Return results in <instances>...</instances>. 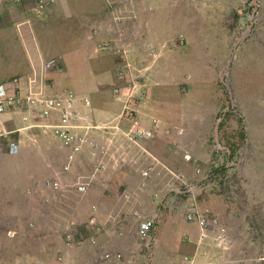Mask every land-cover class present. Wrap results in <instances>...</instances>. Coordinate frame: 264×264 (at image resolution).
Here are the masks:
<instances>
[{
  "label": "rangeland",
  "instance_id": "rangeland-1",
  "mask_svg": "<svg viewBox=\"0 0 264 264\" xmlns=\"http://www.w3.org/2000/svg\"><path fill=\"white\" fill-rule=\"evenodd\" d=\"M158 3L154 13H151L148 27V37L154 43L149 48H146L148 43L138 47L145 53L149 49L155 55L158 53L146 59L153 67L137 64L135 71L139 77L131 81L124 75L121 83L127 89L136 86L140 96L135 95L132 100L137 105L141 97H148V87L143 84L142 78L152 71L149 89L154 105L164 108L163 115L170 119L169 127L173 133L182 128L185 131L183 135L192 139L194 148L198 145V151L188 161L191 169L194 167L192 161H196L198 165L203 164L200 168L205 170L200 171L199 176L192 175L189 169L187 176L159 177V182L154 184L150 181L152 178L147 176L145 179L141 175L149 164L152 167L155 163L144 152L148 158L145 166L136 163L134 157L127 158L123 163L120 161L117 172L104 185L106 187L95 182L82 194L72 192V188L57 190L62 204L60 202L59 208L48 210L43 224L47 229L55 225L53 221H59L56 228L53 227L56 237L46 242L49 246L47 251L42 247L37 249L32 241L14 242L16 253L29 254L31 264H88L93 251L99 264H122L125 255L128 264H155L153 250L156 247L159 258L168 259L173 253L167 254L164 244L172 245L174 240L181 245L187 242V237L178 239L176 234L180 235L184 227L186 213L195 207L200 208L206 218L207 224L203 228L206 233L216 237L219 233L217 238L222 240L217 247L219 252L208 261L209 264H218V261L219 264H264V0ZM199 3L202 9L200 17L195 12ZM166 11L169 13L167 16ZM61 20V23L71 25L70 19L63 17ZM210 25L214 27V32L209 31ZM70 33L75 38V33ZM179 34L184 36L185 42L180 45ZM209 37L212 40L208 42ZM72 45V41L70 48L59 42L55 50L67 51L72 57L75 49L74 55H83V49L76 45L72 48ZM104 51H96V54ZM0 69V77L11 73L5 67ZM140 84L143 86L140 87ZM125 117L128 121L135 119L128 114ZM209 122L210 131L206 136ZM201 143H206L203 148ZM171 149L175 164L182 163L181 158L189 159V148L180 139L174 140ZM181 180L196 185V188L187 194L164 193L163 187L169 184L178 188ZM69 181L70 178L66 180L67 183ZM157 192L156 198L163 205L167 202L169 209L161 205L154 209L146 203L152 201V197L156 200L153 195ZM125 194L138 204V209H133L122 224L126 233L124 239L130 250L136 242L138 255L120 249L119 243L112 237L114 233L108 240L104 238L102 243L97 242L93 248L94 244L89 242L93 235L89 218L97 215L94 205L105 199L114 203L123 201ZM158 210L162 214L165 211L171 213L175 224L168 226L167 232L160 213L148 250L146 242L139 238L138 226L152 213L158 214ZM99 212L101 216L106 209H99ZM134 212L139 213V217ZM109 227L114 231L119 224L112 223ZM67 235L71 236L70 239ZM158 235L165 238L163 246H157ZM184 236L189 235L186 233ZM104 253L111 254L110 259L105 260ZM117 253L122 256L114 257ZM19 260L16 256L15 264H19Z\"/></svg>",
  "mask_w": 264,
  "mask_h": 264
},
{
  "label": "crops",
  "instance_id": "crops-1",
  "mask_svg": "<svg viewBox=\"0 0 264 264\" xmlns=\"http://www.w3.org/2000/svg\"><path fill=\"white\" fill-rule=\"evenodd\" d=\"M161 1L171 5L179 0H21L18 4L10 0L0 5V67L11 71L0 77V85H7L6 90L9 92L15 91L22 95L39 94L41 91L47 96L58 95L62 99L71 95L74 98V108L81 114L89 112L92 124L97 127L89 134L93 136L96 148L91 150L89 146H85L76 155L72 171L64 173L62 166L67 152L57 139L55 130L45 126L57 124L58 113L43 118L37 111L22 109L0 115V264H15L16 256L17 260L20 259L19 264H31L29 254L16 253L15 241H32L37 249L42 247L47 251L49 246L46 242L56 237L55 226L59 221H53L54 229H46L43 224L48 210L59 208L61 202L60 193L53 190L51 185L56 182L60 184V189L68 191L71 183L89 172L93 162L91 152H97L101 147L108 151L103 158L106 168L99 178L91 181L88 188L95 182L107 185L109 178L117 172L120 161L123 163L127 158L133 157L136 163L145 166L147 156L150 155L152 163H155L152 167L149 164L146 170L141 171V175L145 179L147 176L152 178L150 181L155 182L154 184L159 182V177L188 175L191 169L188 161L198 151V145L194 148L192 139L183 135L185 131L182 128L173 133L169 127L170 119L163 115L164 108L154 105L149 89L152 71L142 78L143 84L148 87V97H141L142 100L137 105L133 103L134 120L128 121L125 117V107L130 104L132 97L140 96V93L136 86L127 89L121 83L122 77L125 75L133 81L132 78L139 77L135 71L138 67L135 65L149 64L146 59L150 55L157 56L158 53L153 54L152 49L145 53L138 47L148 43L146 48H149L154 43L148 37V27L151 13H154L156 3ZM180 1L183 3L184 0ZM200 7L201 3L197 11L194 10L198 17L202 10ZM167 15L168 11L165 13ZM63 17L70 19L71 25L61 23ZM213 28L211 26L209 31L214 32ZM70 32L75 33V38L71 37ZM64 33L69 34L70 39ZM179 36V45L181 42L185 43L184 36ZM210 40L212 37H209L208 42ZM70 41L73 42L72 48L76 45L84 50L83 55H74L75 49L72 57L68 56L67 51L55 50L59 42L70 48ZM104 49L106 51L102 54H96V51ZM52 59L56 61V67L45 71L44 64ZM41 80H46L47 85L44 86ZM143 84L139 86L142 87ZM82 99L88 100L89 110L79 102ZM208 125L206 136L210 131V122ZM152 128L155 131L152 132ZM147 132L150 134L146 135ZM178 132L181 134L176 135ZM177 139L189 148L190 155L188 160L181 158L182 163L178 165L174 163L171 149ZM205 144L201 143L200 147L203 148ZM144 152L148 155H144ZM192 163L194 167L191 174L199 176L200 171L205 170L200 168L203 164L198 165L199 162L196 161ZM79 170L82 171L81 174ZM69 178L68 186L66 180ZM48 181L49 185L46 183ZM174 187L176 186L168 184L163 187V191L171 193L170 190ZM157 195L158 192L153 196L156 198ZM122 197L124 200L117 203L105 199L94 207L92 205L97 210V215L89 218V226L93 231L89 242L95 248L97 242L102 243L104 238L108 240L111 233H114L112 237L117 240L120 249L130 251L131 255H138L136 242L130 250L122 227L123 219L129 218L128 215H131L133 209H138V204L132 202L127 194ZM150 200L152 201L146 203L154 209L160 205L168 207L167 202L165 206L157 198L155 200L152 197ZM99 209H106V212L100 216ZM195 210L202 216L200 208L195 207ZM158 212L157 222L159 214H162L160 210ZM165 212L161 219L168 232V226H174L175 220L170 216L171 213ZM134 214L138 217L140 215L137 212ZM154 214L156 212L150 216ZM92 219H95L93 223L90 222ZM112 223L119 224L114 231L109 227ZM183 226L180 235L176 234L178 239L187 237V242L183 245L177 243V240L172 245L164 244V236H157V246L164 244L166 253H173V256L160 259L158 253L156 254V247L153 250V263L209 264L208 261L214 259L219 252L217 247L222 243L217 238L219 233L217 237L209 235L205 229L186 218ZM185 228L186 231H183ZM160 231L161 229L159 234ZM186 233L189 236H184ZM21 242L19 243L22 244ZM106 255L111 256L104 253V259ZM117 255L122 256L117 253L114 257L117 258ZM96 258L93 251L88 264H99ZM128 263L125 255L122 264Z\"/></svg>",
  "mask_w": 264,
  "mask_h": 264
},
{
  "label": "built area",
  "instance_id": "built-area-1",
  "mask_svg": "<svg viewBox=\"0 0 264 264\" xmlns=\"http://www.w3.org/2000/svg\"><path fill=\"white\" fill-rule=\"evenodd\" d=\"M7 1L10 0H0V5L5 4ZM11 1L18 4L21 0ZM55 67L56 61L52 59L48 60L44 64L43 68L45 71H49ZM41 83L44 86L47 85L46 80H41ZM7 88V85H0V115L8 111H22V109L30 110L32 112L37 111L43 118H48L53 113H58L59 122L54 125L45 126L55 130L57 139L61 142L67 152L66 161L62 166V171L64 173L72 171V163H74L76 155L80 153L85 146H89L91 150L96 148L94 138L89 134H91L92 130L97 129V127L92 124L89 112L81 114L79 110L74 108V98L71 95H68L66 99H62L58 95L50 97L45 95L42 91L39 94L28 93L22 95L21 93L15 91L9 92V90H6ZM79 102L86 106L89 110L87 99L79 100ZM133 103V100H131L130 104L125 107V116L126 114L132 116L135 107ZM149 134V132L146 133V135ZM93 152L94 153L91 152V157L94 162L90 164L89 172L86 175L78 177L71 184V188H73L76 193H85L91 181L95 178H99V176L104 173L106 166L103 158L107 156L108 151L104 147H101L97 152ZM144 175H146V173H144ZM207 177L208 175H206L205 178ZM180 182L181 185L178 188H173L170 191L177 194H187L191 193L196 188V185H189L183 180ZM46 183L48 185L50 184L49 181ZM51 188L57 191L60 189V184L54 182L51 185ZM157 218V214L149 216L143 219L138 226L139 238L146 242L145 247L148 250L152 244ZM185 218L189 222L198 224L201 228L206 227V218L200 216L195 209L188 211ZM94 221L95 219H92L90 222L93 223ZM70 237V235H67V239H70ZM110 257V255H106L105 259H109ZM119 257L120 256L117 255V258ZM186 264H191V262H187Z\"/></svg>",
  "mask_w": 264,
  "mask_h": 264
}]
</instances>
